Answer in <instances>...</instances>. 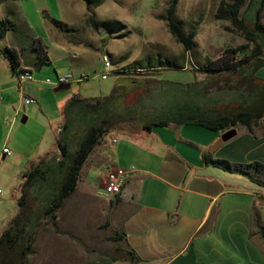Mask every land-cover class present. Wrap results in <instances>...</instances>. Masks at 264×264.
Here are the masks:
<instances>
[{"label": "crops", "instance_id": "crops-1", "mask_svg": "<svg viewBox=\"0 0 264 264\" xmlns=\"http://www.w3.org/2000/svg\"><path fill=\"white\" fill-rule=\"evenodd\" d=\"M0 3H5V0H0ZM3 13L10 19L9 16L16 12L8 7ZM25 26L31 28L28 22ZM51 35L59 49L56 51L57 58H54L45 47L49 63L57 68L63 61L71 70L85 73L91 54V39L86 40L88 44L84 41L77 44L71 39L59 37L55 31H51ZM8 40L5 46L16 48L23 66L33 71L35 56L27 55L17 38ZM169 70L164 69L165 72L156 75H162L158 82L172 91H179L181 96L170 97L166 116L151 119L145 116L146 120L141 122L139 115L149 114V105H127V113L113 118L109 126V131L114 129L117 133H111L105 139L108 131L83 165L91 167L100 184H90L88 174L86 179L79 180L76 190L69 197L80 205V211L88 216L87 219L94 214L103 219L110 229L120 225L123 244L119 246L123 251L114 254L103 250L100 253L93 247L87 251L71 238V249H63L71 259L69 264H264V240L254 216L256 209L264 225V185L243 174L207 164L204 160V156L208 155L233 163L258 161L264 164V117L252 125V131L245 125H238L235 127L236 136L217 148L214 144L225 131L192 123L199 118L235 112L241 105L242 89L237 86L242 83L243 77L250 82V73L243 77L238 74L215 78L184 68L181 71L188 73L181 77L163 76ZM11 72L12 75L5 74L4 78L0 72V160L12 155L5 154L3 149L10 147L7 131L15 124L19 112L30 105L25 104L24 97L35 98L31 93L40 92L45 98L52 95L40 87L41 83L48 84L45 82L48 78L33 76V80L21 86L12 68ZM156 76L153 78L159 79ZM255 78L264 80V66L257 70ZM54 92L60 91L54 89ZM143 92H148V89ZM73 95L66 99H71ZM53 98L58 99V94ZM24 117L28 121V117ZM160 121L168 123L151 125ZM115 138L116 142L113 141ZM14 140L11 142L10 139V142ZM22 140L26 145L28 140ZM22 140L14 145L19 154L27 159L26 170L22 173L24 181L30 166L47 153L39 152L35 159L32 142L22 146ZM55 149L54 156H58L57 140ZM113 167H133L134 171L127 178L120 195L101 197L96 190ZM21 186L13 188L11 194L3 190L0 192V235L19 211ZM95 224L96 221H93L91 226ZM89 225L90 220L82 221L78 228L72 225L71 229L63 231L89 237L88 243H91ZM50 228L49 224H45L38 228V232L43 229L45 234L61 236ZM37 242L36 238L27 264H58L53 252L47 257L42 254L48 252L51 245H37ZM119 246L112 250L117 251ZM136 257L139 260H130Z\"/></svg>", "mask_w": 264, "mask_h": 264}, {"label": "rangeland", "instance_id": "rangeland-1", "mask_svg": "<svg viewBox=\"0 0 264 264\" xmlns=\"http://www.w3.org/2000/svg\"><path fill=\"white\" fill-rule=\"evenodd\" d=\"M169 1L104 0L101 5L91 8L93 12L89 11L84 0H5V3H0V16H5L3 12L8 7L13 8L16 12L9 17L14 21L17 29L14 32L10 31L6 39L0 40V72L3 75L2 78L5 74L12 75L10 62L5 54V42L9 41L8 39L17 38L20 44L24 46L26 54L32 56L35 55L32 49L37 41L35 38H40L44 47L50 51V55L54 58H57L56 51L59 48L55 43L54 36L51 35V31H55L59 37L66 40L71 39L77 44H80L81 41L88 44L86 40L91 39V44H89L91 54L85 68V73L90 76V79L81 82L70 81V87L60 92H54L56 87L54 85L41 83L40 87L44 88L45 92L52 94L51 97L45 98L41 92L31 93L32 96H35L36 103L25 106V111L22 109L19 112L15 124L7 131V143L10 144L11 149L10 147L9 149L12 155L0 160L1 190L11 194L13 188L19 189L23 184L22 173L26 170L27 159L19 154L14 145L23 138L28 140L26 145H30L32 142L31 148L34 150L35 159L39 152L47 153L44 158L54 157L56 140L59 138L58 132L63 127L64 120L67 118L66 113L70 109V99L67 100V96L80 94L84 98H103L111 95L114 91V100L117 95H120L118 115L127 113L125 110L127 105L133 106L137 103L144 105L147 103L150 107V113L140 114L141 122L146 120L145 116H148L149 119L164 118L170 97H180L181 93L177 90L172 91L168 86L159 83L162 75H156L165 71L162 68L153 67V65L170 60L186 66L189 70L199 72L196 70V66L205 63L206 58L216 60L226 54L228 49L247 43L243 32L237 29L229 19L217 17L221 0H179L177 17L183 20L186 33L193 28L197 30L195 50L192 52L185 51L183 45L171 34L167 23L162 19ZM249 1L245 0V4L241 8L242 12ZM89 16L96 21L116 20L120 23L118 26L121 30L115 36H109L103 28L95 27L93 24L88 25L86 19ZM53 19L67 23L72 31L65 32L58 29L53 25ZM248 20L250 22L251 17ZM25 22H28L31 28H27ZM253 48L254 45L250 44L246 53L250 54ZM104 53L109 54L108 60L114 62V65L122 66L127 71L117 69V72L109 74L106 78L102 76L105 73V66L102 63ZM110 53L113 55V59ZM130 65L144 68H140L143 69L141 71H136L138 68L129 69ZM185 73L188 72L170 69L163 76L181 77ZM202 73L200 71V74ZM32 74L37 79L50 78L56 80L57 74H70L73 79H78L83 73L71 70L65 62L60 61L57 68L50 63L36 64L33 62ZM154 76L159 79L153 78ZM28 84L29 82L24 84V87ZM146 88L148 92H143ZM56 94H58V99L53 98V95ZM145 95L147 96L145 97ZM113 99L112 101H114ZM12 116L14 114L11 115V118ZM23 116L28 117V121L25 123L22 122ZM6 124L8 125V121ZM75 125L74 118L70 114L69 127L65 133L74 129ZM111 133H117V131L111 129L104 138L108 139ZM10 139L11 142L13 139L15 140L11 143ZM22 143L23 146L25 141L22 140ZM58 156H60V151ZM87 176L93 186L100 184L98 175L91 172V167L86 166L82 168L80 180L86 179ZM258 180L264 182V173L258 176ZM69 197L62 208L49 217V221L55 225L54 228L52 224H49L50 229L61 236L45 234L43 229L38 232L37 245L43 244L47 247L51 245L49 250L47 249L48 252L42 253L43 256L47 257L53 252L55 258L58 259V264H69L71 259L64 250L71 249L69 243L71 238L77 240L79 245L87 251L93 247L100 253L103 250L111 251L114 254L122 252L123 250L119 246L123 244L121 240L112 239L121 232L120 225L113 230L107 223L104 224V220L99 219L97 215H89V219H87L88 216L80 211V205H77ZM31 201L33 207L36 208L39 201L33 199ZM87 220H90L91 243H88L87 238L89 237L63 231L71 229L72 225L74 227L76 225L78 228L82 221ZM91 220L92 222L96 221L95 226H91ZM111 245L112 248H110ZM116 245L120 248L117 247V251H113L112 249Z\"/></svg>", "mask_w": 264, "mask_h": 264}, {"label": "trees", "instance_id": "trees-1", "mask_svg": "<svg viewBox=\"0 0 264 264\" xmlns=\"http://www.w3.org/2000/svg\"><path fill=\"white\" fill-rule=\"evenodd\" d=\"M84 2L89 11L93 12L91 8L101 5L104 0H84ZM178 4L179 0H170L162 19L167 23L171 34L183 45L185 51L192 52L196 48L197 30L193 28L186 33L183 20L177 17ZM244 4L245 0H221L216 15L218 18L229 19L237 29L243 32L247 43L228 49L226 54L216 60L206 58L205 63L196 66L197 71L215 78L238 74L243 77L246 73H250L251 76L250 82L247 77H243L242 83L237 86L242 89L241 105L235 112L219 113L213 117H203L192 121L211 130L227 131L238 125H245L252 131V125L264 117V80L255 78L257 70L264 66V0H250L242 12L241 8ZM249 17H251L250 22ZM86 23L103 28L109 36H115L121 30L118 26L120 23L116 20L96 21L89 16ZM53 25L65 32L72 31V28L61 20L53 19ZM16 30V24L12 20L0 16V40H3L8 32ZM35 40L37 41L32 47L36 57L34 62L49 63L50 58L44 45L40 39ZM250 44H253L254 48L250 54H247ZM5 54L12 71L18 74L17 70L24 64L19 51L14 47L5 46ZM110 56L113 59L111 53ZM155 66L179 70L186 67L170 60L153 65ZM128 68L138 67L130 65ZM140 68L136 71L143 70ZM113 94L114 91L103 98H84L80 94H74L70 99V109L66 113L67 118L57 139L60 156L41 159L38 163L31 165L26 173L18 199L19 211L0 235V264H27L37 238L38 228L45 224H52L55 228V225L49 221V217L62 208L66 199L76 190L83 165L93 149L100 143L101 138L109 131L112 119L120 115L117 114L120 95H117L114 100ZM70 114L76 125L74 129L65 133L69 127ZM167 123L168 121H160L151 125ZM204 160L207 164L231 173L243 174L264 185L263 181L258 180V176L264 173V164L261 162L233 163L226 159H214L208 155L204 156ZM46 164H48L47 167H45ZM32 199L39 201L36 208L33 207ZM254 211L255 222L264 240V225L258 211L256 209ZM112 239L122 240L123 237L121 233H118ZM130 260L136 261L139 258Z\"/></svg>", "mask_w": 264, "mask_h": 264}, {"label": "built area", "instance_id": "built-area-1", "mask_svg": "<svg viewBox=\"0 0 264 264\" xmlns=\"http://www.w3.org/2000/svg\"><path fill=\"white\" fill-rule=\"evenodd\" d=\"M102 63L105 66V73L102 74L106 78L111 73L117 72V69H124V67L116 66L111 61H108V53L102 55ZM187 67H185L186 69ZM127 69H124L126 72ZM17 75L19 83L21 86L27 81L33 80L32 70L25 68L23 65L17 70ZM90 79V76L87 73H83L78 79H73L72 75H58L56 80H51L50 78L46 79L45 82L54 86L63 85L69 83L70 81H84ZM25 104H34L36 100L31 97H24ZM114 142L117 139H113ZM4 153L7 155L12 154L11 150L7 147L3 149ZM134 171L133 167H113L107 172L106 178L101 186L96 190L97 195L101 197H117L121 194L124 184L126 183L127 178ZM1 192V189H0Z\"/></svg>", "mask_w": 264, "mask_h": 264}, {"label": "water", "instance_id": "water-1", "mask_svg": "<svg viewBox=\"0 0 264 264\" xmlns=\"http://www.w3.org/2000/svg\"><path fill=\"white\" fill-rule=\"evenodd\" d=\"M70 85L69 84H63V85H59L55 88L56 91H61V90H64V89H67ZM22 122L25 123L26 122V117H24L22 119ZM237 134V130L235 128H231L227 131H225L220 139L214 144V148H217L218 146H220L223 142H226L230 139H232L234 136H236Z\"/></svg>", "mask_w": 264, "mask_h": 264}, {"label": "bare ground", "instance_id": "bare-ground-1", "mask_svg": "<svg viewBox=\"0 0 264 264\" xmlns=\"http://www.w3.org/2000/svg\"><path fill=\"white\" fill-rule=\"evenodd\" d=\"M109 61V60H108Z\"/></svg>", "mask_w": 264, "mask_h": 264}]
</instances>
